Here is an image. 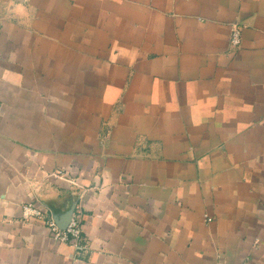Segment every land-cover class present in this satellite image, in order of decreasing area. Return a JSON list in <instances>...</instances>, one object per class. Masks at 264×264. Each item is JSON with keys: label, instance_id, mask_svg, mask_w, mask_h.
Returning <instances> with one entry per match:
<instances>
[{"label": "crops", "instance_id": "crops-1", "mask_svg": "<svg viewBox=\"0 0 264 264\" xmlns=\"http://www.w3.org/2000/svg\"><path fill=\"white\" fill-rule=\"evenodd\" d=\"M0 264H264V0H0Z\"/></svg>", "mask_w": 264, "mask_h": 264}, {"label": "built area", "instance_id": "built-area-1", "mask_svg": "<svg viewBox=\"0 0 264 264\" xmlns=\"http://www.w3.org/2000/svg\"><path fill=\"white\" fill-rule=\"evenodd\" d=\"M230 43L234 49H238L242 45V28L238 24L231 27ZM24 217L26 219L34 217L43 219V212L36 205L27 204L24 206ZM208 221H211V218ZM46 224L50 227L52 237L56 241L78 246V243L83 239L81 218L76 213H74L69 226L65 230L60 229L53 219L48 220Z\"/></svg>", "mask_w": 264, "mask_h": 264}, {"label": "water", "instance_id": "water-1", "mask_svg": "<svg viewBox=\"0 0 264 264\" xmlns=\"http://www.w3.org/2000/svg\"><path fill=\"white\" fill-rule=\"evenodd\" d=\"M75 210H76V204H73L71 209L66 214H64V216L62 217L57 216V215L53 216V220L55 221V223L58 225L60 229L65 230L69 226L72 220V217L75 213Z\"/></svg>", "mask_w": 264, "mask_h": 264}]
</instances>
